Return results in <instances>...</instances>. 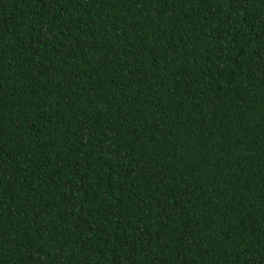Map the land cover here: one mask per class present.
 I'll list each match as a JSON object with an SVG mask.
<instances>
[{
	"label": "trees",
	"instance_id": "trees-1",
	"mask_svg": "<svg viewBox=\"0 0 264 264\" xmlns=\"http://www.w3.org/2000/svg\"><path fill=\"white\" fill-rule=\"evenodd\" d=\"M0 264H264V0H0Z\"/></svg>",
	"mask_w": 264,
	"mask_h": 264
}]
</instances>
